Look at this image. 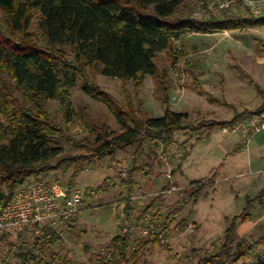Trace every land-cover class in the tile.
<instances>
[{
  "label": "rangeland",
  "instance_id": "obj_1",
  "mask_svg": "<svg viewBox=\"0 0 264 264\" xmlns=\"http://www.w3.org/2000/svg\"><path fill=\"white\" fill-rule=\"evenodd\" d=\"M223 1H233L232 7L220 9ZM30 14L26 36L32 45L45 49L39 12ZM248 15L264 17V0H184L171 20L216 17L234 22L250 19ZM7 26V16L0 9V33L11 37ZM230 26L235 29L186 32L174 40L169 52L155 56L157 76H145L140 87L131 80L103 76L97 64L85 67L89 81L124 108L131 104L137 119L161 118L165 109L187 114L171 136L144 135L112 158L95 161L90 152L97 146L91 125H105L114 134L122 128L104 104L83 91V80L78 79L68 91V111L58 100L43 103L59 130L52 143L62 154L35 166L36 173L42 170L37 174L79 190L82 205L73 220L54 230L58 236L54 245L41 251L33 248L40 237L29 229L0 233V264H17L15 256L22 250L37 255V264H96L121 247L113 245L112 239L124 235L119 234L123 227L128 236L127 264H198L212 258V264H226L240 255L234 264L264 261V158L260 159V149L252 147L264 133L247 141L238 132L222 131L239 120L264 114V26ZM58 49L73 60L70 47ZM0 77L12 85L1 68ZM13 97L24 103L20 95ZM214 122L226 125L213 128ZM0 124L7 125L1 113ZM220 163V169L210 175ZM193 179H214L201 190L196 204L194 196L200 187L191 186ZM145 210L148 213L143 215ZM243 214V219H235L226 255L214 257L223 250L226 229ZM146 216L159 242L134 253L138 242L149 240L148 225L141 223Z\"/></svg>",
  "mask_w": 264,
  "mask_h": 264
},
{
  "label": "trees",
  "instance_id": "obj_2",
  "mask_svg": "<svg viewBox=\"0 0 264 264\" xmlns=\"http://www.w3.org/2000/svg\"><path fill=\"white\" fill-rule=\"evenodd\" d=\"M183 4L184 0H0V9L7 16V27L13 33L11 37L0 33V68L8 73L12 82L9 85L0 77V113L7 121L5 127L0 124V211L16 188L27 178L42 172L36 173L35 166L62 154L52 143L59 130L44 110L43 103L48 99L58 100L68 111V91L78 79L83 80V91L104 104L122 128L121 133L114 134L105 125H91L90 134L97 146L90 152L95 161L112 158L117 151L130 147L144 135L150 134L156 139L165 134L171 136L187 120V114L169 109H165L161 118L137 119L131 104L124 108L93 85L85 76V67L97 64L103 76L131 80L140 87L145 76H157L155 56L169 52L172 42L186 32L218 33L235 29L230 26L233 23H237L236 28L264 26V17L252 18L251 15L247 17L250 19L234 22L216 17L206 21L171 20ZM31 10L39 12L38 29L45 39V49L32 45L26 36ZM62 46L71 48L72 61L58 49ZM14 94L20 95L24 103L16 100ZM225 125L214 122L211 127ZM77 174L76 168L74 177ZM213 180L192 182V187H200L196 190L194 204L199 201L201 190L211 186ZM2 188L5 193L1 192ZM147 213L145 210L143 215ZM243 218L244 214L233 219L231 227L226 229L223 250L214 257L226 255L235 219ZM56 235L52 230L42 234L34 241L33 248L41 251L45 246H53ZM127 239L125 234L115 236L112 244L121 247L116 246V252H109L96 264H127L129 259L124 251ZM158 242L157 237L151 235L148 241L138 242L134 253L144 249L146 244ZM242 257L237 256L230 263L227 259L226 264H234ZM15 259L17 264H37V255L29 251L22 250ZM213 260H201L198 264H212ZM259 263L264 264V261Z\"/></svg>",
  "mask_w": 264,
  "mask_h": 264
},
{
  "label": "built area",
  "instance_id": "obj_3",
  "mask_svg": "<svg viewBox=\"0 0 264 264\" xmlns=\"http://www.w3.org/2000/svg\"><path fill=\"white\" fill-rule=\"evenodd\" d=\"M232 4L233 1H223L220 9H230ZM222 131L238 132L249 141L251 136L264 133V114L244 121L239 120L232 126L224 127ZM81 205L82 194L79 190L52 177L31 176L13 191L5 207L0 211V233L29 229L36 237H40L73 220L79 214ZM147 217L149 216L144 217L141 223L148 225L145 227L147 236H154V224ZM125 231L127 228L123 227L119 234H125Z\"/></svg>",
  "mask_w": 264,
  "mask_h": 264
},
{
  "label": "crops",
  "instance_id": "obj_4",
  "mask_svg": "<svg viewBox=\"0 0 264 264\" xmlns=\"http://www.w3.org/2000/svg\"><path fill=\"white\" fill-rule=\"evenodd\" d=\"M257 139H258V137L255 138L254 141L252 142L253 143L252 144V147H254V150L260 149V159H262V158H264V153H262V150H264V136L260 137V140H258V141H257ZM236 141H237V143H241L238 139ZM237 143H235V146L233 147V149L235 147H237ZM222 164L223 163H220V164H218L217 167H214L213 169H211V171H210L211 174L210 175H212V174H214V172L218 171V168L220 169V167L222 166ZM194 180H196V179H193L191 181H194ZM213 183H214V180H213Z\"/></svg>",
  "mask_w": 264,
  "mask_h": 264
}]
</instances>
